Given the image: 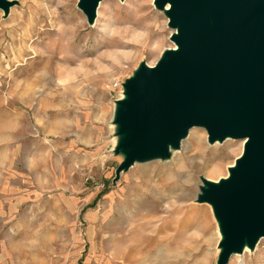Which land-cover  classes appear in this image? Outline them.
Returning a JSON list of instances; mask_svg holds the SVG:
<instances>
[{"label": "rangeland", "instance_id": "1", "mask_svg": "<svg viewBox=\"0 0 264 264\" xmlns=\"http://www.w3.org/2000/svg\"><path fill=\"white\" fill-rule=\"evenodd\" d=\"M7 1L0 264H217L222 235L199 196L204 181L229 176L243 140L210 143L191 128L167 156L116 176L123 89L105 84H123L174 48L166 15L153 0H102L88 23L79 0ZM227 264H264V238Z\"/></svg>", "mask_w": 264, "mask_h": 264}, {"label": "water", "instance_id": "2", "mask_svg": "<svg viewBox=\"0 0 264 264\" xmlns=\"http://www.w3.org/2000/svg\"><path fill=\"white\" fill-rule=\"evenodd\" d=\"M102 0H79L88 23ZM174 30L154 66L141 64L115 102L123 160L116 176L135 162L163 158L191 128L208 141L245 140L228 178L204 181L199 202L211 205L222 235L217 264L254 248L264 238V0H155ZM11 2L0 0L7 12Z\"/></svg>", "mask_w": 264, "mask_h": 264}, {"label": "built area", "instance_id": "3", "mask_svg": "<svg viewBox=\"0 0 264 264\" xmlns=\"http://www.w3.org/2000/svg\"><path fill=\"white\" fill-rule=\"evenodd\" d=\"M122 83L119 80H112L105 84V90L110 94L119 91L122 93Z\"/></svg>", "mask_w": 264, "mask_h": 264}, {"label": "bare ground", "instance_id": "4", "mask_svg": "<svg viewBox=\"0 0 264 264\" xmlns=\"http://www.w3.org/2000/svg\"><path fill=\"white\" fill-rule=\"evenodd\" d=\"M153 1H155V0H153ZM101 4V3H100ZM100 4L98 3V6H97V8L99 9V7H100ZM96 8V13H98V9ZM170 9V5L169 4H166L165 5V7H164V9L162 10V13H164L165 14V12L166 11H168ZM167 17V16H166ZM168 18V17H167ZM173 32H175L174 30H173ZM171 49H173V50H177L178 48H177V46L174 44V48H171ZM123 98H124V96H123ZM190 131L188 130L187 131V133H189ZM227 139H231V138H226V140ZM247 140L248 139H245L244 140V142L246 143L247 142ZM244 143V144H245ZM172 148L171 147H169V150H171ZM178 154V153H177ZM158 159H161V158H158ZM216 166H218V165H215V167ZM235 166V164L233 165V166H230V167H234ZM213 173H216V171H214ZM191 174V173H190ZM227 178H228V176H227ZM248 249V247L245 245V247H244V249H243V251H245V250H247Z\"/></svg>", "mask_w": 264, "mask_h": 264}, {"label": "trees", "instance_id": "5", "mask_svg": "<svg viewBox=\"0 0 264 264\" xmlns=\"http://www.w3.org/2000/svg\"><path fill=\"white\" fill-rule=\"evenodd\" d=\"M80 264V263H79Z\"/></svg>", "mask_w": 264, "mask_h": 264}]
</instances>
